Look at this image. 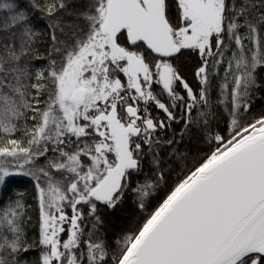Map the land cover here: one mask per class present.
<instances>
[{
  "label": "snow or ice",
  "instance_id": "6c2138e0",
  "mask_svg": "<svg viewBox=\"0 0 264 264\" xmlns=\"http://www.w3.org/2000/svg\"><path fill=\"white\" fill-rule=\"evenodd\" d=\"M0 264H264V0H0Z\"/></svg>",
  "mask_w": 264,
  "mask_h": 264
},
{
  "label": "trees",
  "instance_id": "16d2710c",
  "mask_svg": "<svg viewBox=\"0 0 264 264\" xmlns=\"http://www.w3.org/2000/svg\"><path fill=\"white\" fill-rule=\"evenodd\" d=\"M25 183H26V181L24 179L17 178V185H23Z\"/></svg>",
  "mask_w": 264,
  "mask_h": 264
}]
</instances>
